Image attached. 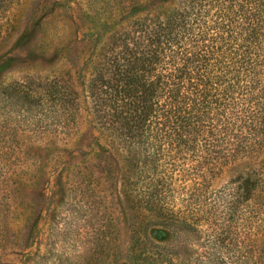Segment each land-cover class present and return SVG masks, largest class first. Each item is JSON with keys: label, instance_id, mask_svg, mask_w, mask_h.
Segmentation results:
<instances>
[{"label": "trees", "instance_id": "1", "mask_svg": "<svg viewBox=\"0 0 264 264\" xmlns=\"http://www.w3.org/2000/svg\"><path fill=\"white\" fill-rule=\"evenodd\" d=\"M161 2L150 21L108 38L90 95L125 201L151 225L194 230L218 203L235 218L261 199L264 0ZM17 86H7L10 103L39 140L76 135L75 94L58 82Z\"/></svg>", "mask_w": 264, "mask_h": 264}, {"label": "rangeland", "instance_id": "2", "mask_svg": "<svg viewBox=\"0 0 264 264\" xmlns=\"http://www.w3.org/2000/svg\"><path fill=\"white\" fill-rule=\"evenodd\" d=\"M159 6L10 0L0 9V264H264V186L252 210L234 218L218 203L196 216L203 224L194 230L151 225L144 206L121 195V163L89 86L108 38L150 21ZM50 82L77 98L67 145L63 135L39 140L8 98L7 86Z\"/></svg>", "mask_w": 264, "mask_h": 264}]
</instances>
